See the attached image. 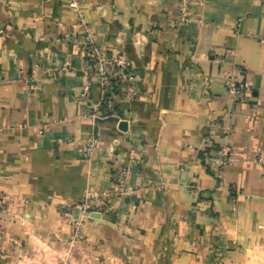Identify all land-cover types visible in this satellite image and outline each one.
<instances>
[{
    "label": "crops",
    "instance_id": "crops-1",
    "mask_svg": "<svg viewBox=\"0 0 264 264\" xmlns=\"http://www.w3.org/2000/svg\"><path fill=\"white\" fill-rule=\"evenodd\" d=\"M179 1L0 0V264L70 242L80 213L61 206L89 190L111 195L74 241L100 255L226 263L264 247V0H187L172 26ZM86 34L130 61L133 100L94 110V83L80 97Z\"/></svg>",
    "mask_w": 264,
    "mask_h": 264
},
{
    "label": "built area",
    "instance_id": "built-area-1",
    "mask_svg": "<svg viewBox=\"0 0 264 264\" xmlns=\"http://www.w3.org/2000/svg\"><path fill=\"white\" fill-rule=\"evenodd\" d=\"M70 8L77 11L79 9V0H66ZM179 18L172 20V26H182L190 21L189 6L187 0H180L178 5ZM85 40L90 48L89 57L85 62V69L93 74L94 81H87L81 88L80 97L86 98L89 95L91 83H94L100 90L99 98L94 103V110L98 107L114 110L119 98L131 101L139 92L136 76L133 67L127 57L121 52H115L108 55L103 49L94 47L90 34H86ZM229 91L234 95H240L241 92L248 90V84L236 83L231 78L228 80ZM227 130H225V133ZM96 143L95 136L91 134L86 146V153H90ZM228 147L224 144L219 145L214 151L213 161L217 165V172L229 162ZM124 171L120 167H116L111 172V180L118 182L123 177ZM111 195L110 191L97 192L89 190L83 200L71 206H61V212L66 216H71V210L76 208L80 215L78 217L71 216L72 240L77 238L83 227V219L91 217L92 213H100L103 211ZM0 194V198H1Z\"/></svg>",
    "mask_w": 264,
    "mask_h": 264
},
{
    "label": "rangeland",
    "instance_id": "rangeland-1",
    "mask_svg": "<svg viewBox=\"0 0 264 264\" xmlns=\"http://www.w3.org/2000/svg\"><path fill=\"white\" fill-rule=\"evenodd\" d=\"M64 244L60 249H50L44 245L43 249L34 250L27 259L22 258L15 264H264V247L258 246L253 253L250 252L239 259L226 260L220 258L201 257L199 254L183 255L176 253L171 256L169 249L158 250L151 258L139 260L138 258H114L112 254L100 255L92 248L78 242Z\"/></svg>",
    "mask_w": 264,
    "mask_h": 264
},
{
    "label": "water",
    "instance_id": "water-1",
    "mask_svg": "<svg viewBox=\"0 0 264 264\" xmlns=\"http://www.w3.org/2000/svg\"><path fill=\"white\" fill-rule=\"evenodd\" d=\"M98 215H100V214H98V213H92L91 214V217H97Z\"/></svg>",
    "mask_w": 264,
    "mask_h": 264
}]
</instances>
